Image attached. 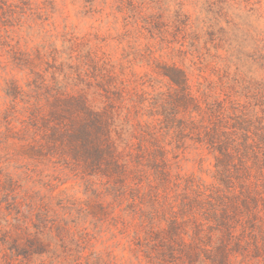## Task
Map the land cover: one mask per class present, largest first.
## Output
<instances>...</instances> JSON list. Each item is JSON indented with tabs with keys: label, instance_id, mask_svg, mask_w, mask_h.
<instances>
[{
	"label": "trees",
	"instance_id": "1",
	"mask_svg": "<svg viewBox=\"0 0 264 264\" xmlns=\"http://www.w3.org/2000/svg\"><path fill=\"white\" fill-rule=\"evenodd\" d=\"M30 5L0 0V50L12 67L28 69L23 86L5 80L10 104L0 118L18 125L10 137L25 142L28 158L70 166L89 196L61 191L36 203V195L18 190L22 177L0 165V194L13 209L11 217L8 209L0 217V253L10 255L7 264L19 254L45 255L41 264H121L110 253L79 251L94 237L84 223L94 228L102 218L91 206L132 226L138 264L264 259V34L249 55L253 67L244 69L237 50L224 48L225 28L216 29L227 12L223 1L213 2L215 16L205 30L211 37L202 45L203 27L190 22L181 5L165 19L157 10L140 9L134 15L142 22L139 32L160 42L158 48L147 42L134 55L158 68L163 86L133 71L131 61L113 60L97 37L92 43L64 32L59 47L48 41L22 50L10 32L23 24ZM172 42L179 44L180 63L155 56L166 48L173 56ZM7 65L0 60L2 71ZM0 139L7 142L1 133ZM189 147L212 157L210 182L177 170L179 153ZM123 203L120 210L129 220L115 213ZM28 220L34 249L19 253L11 233L30 235Z\"/></svg>",
	"mask_w": 264,
	"mask_h": 264
},
{
	"label": "rangeland",
	"instance_id": "2",
	"mask_svg": "<svg viewBox=\"0 0 264 264\" xmlns=\"http://www.w3.org/2000/svg\"><path fill=\"white\" fill-rule=\"evenodd\" d=\"M223 1L226 15L217 23V27L225 28V42L224 48L227 46L233 50H237L236 55L239 62L244 69H248L252 64L250 54L256 45L259 36L264 34V0H30V9L26 8L24 14L23 24L14 25L12 29L13 43L19 41V47L22 50L33 49L38 43L53 42L56 46L61 45V34L64 32L73 33L77 36L89 37L92 43H95V37L100 39L102 50H106L112 56L113 60L122 59L124 61H131V67L137 74H149L155 80L161 82L160 85L166 83L165 79L158 76L156 71L158 68L147 67L134 55L137 49H143V46L148 42L151 45L159 47V38L155 36L150 38L146 31L140 33L138 26L142 24L141 19L134 21L135 13L144 9L147 13H154L159 11L162 18H167L181 5V11L189 16L190 22H195L198 27H203L200 33L203 35L200 41L211 37V34H206V24L214 14L213 2L220 4ZM152 8L153 10H145ZM138 24V25H137ZM173 31V30H170ZM169 41L173 40L171 34L168 36ZM212 44V43H211ZM174 48L173 56H169L168 49L156 51L155 56L160 60L170 62L179 61L183 55L178 54L176 48L178 43H169ZM210 53L214 49L209 45ZM156 48V49H157ZM185 48V46H184ZM188 48V47H186ZM220 53H224L222 49ZM190 55L184 59V64H190ZM0 60L3 64H8L6 69H0V110L9 106V99L4 93L5 80L14 79L20 85H24L28 78V69L21 70L18 67H12L7 61V55L0 50ZM0 133L1 136L7 137V142H0V165L11 174L18 176L20 187L18 190L27 189L31 195H36V203L40 199L50 194L58 195L61 191L66 194L73 195L80 199H87L89 194H84V181L79 175L70 171L69 167L62 162H55L56 159H30L27 156L30 154L29 147L25 142L13 140L10 136L18 129V125L11 121L9 124L0 118ZM10 121V118H9ZM15 126V127H13ZM6 127H10L7 130ZM1 140V139H0ZM177 170L181 174L194 175L201 177L207 182L212 180V157L201 149L189 147L183 152L179 153L176 162ZM63 196V194H62ZM59 198V197H56ZM106 198V201H109ZM4 198L0 194V217L7 212L11 217L13 209L7 206ZM124 203L116 208L115 213L121 218L129 220L128 217L120 210ZM21 210H23L21 208ZM90 210L100 215L102 218L98 221L96 226L92 228L93 223H84L86 227L93 233L94 237L85 247L79 249L84 251L86 255L90 250L101 253L104 257L107 253L114 255L118 263L121 264H138V261L133 257L132 237L133 228L121 223V219L112 221L110 216L104 215L106 210L99 211L93 206ZM108 211V209H107ZM3 223V220L0 219ZM31 234L28 235L24 231L16 233L12 231L11 237L15 238L18 246L17 251L24 253H31L34 246L30 243L32 239L33 226L28 220ZM115 224V225H114ZM2 236H0V241ZM91 242V243H90ZM74 248V246H73ZM83 253V252H82ZM14 264H41L46 259L45 255H28L24 257L22 254L13 255ZM10 259V255H1L0 264H7L6 261ZM85 259L77 260L76 264H85ZM74 263V262H73ZM141 264H146L142 261ZM233 264H264V259H246L242 261L240 257L233 260Z\"/></svg>",
	"mask_w": 264,
	"mask_h": 264
}]
</instances>
